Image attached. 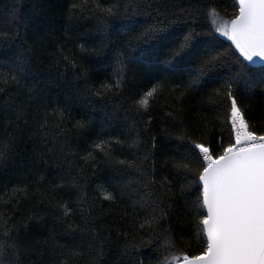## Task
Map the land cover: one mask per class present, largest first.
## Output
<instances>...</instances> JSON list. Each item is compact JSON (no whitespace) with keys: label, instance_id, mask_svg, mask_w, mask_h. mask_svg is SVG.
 <instances>
[{"label":"snow or ice","instance_id":"snow-or-ice-1","mask_svg":"<svg viewBox=\"0 0 264 264\" xmlns=\"http://www.w3.org/2000/svg\"><path fill=\"white\" fill-rule=\"evenodd\" d=\"M218 7L215 0H69L67 21L94 20L97 31L125 21L120 27L127 33L111 77L98 82L76 55L60 49L73 78L86 96L119 97L124 111L148 113L149 120L137 127L133 117L135 135L125 139L92 133L86 118L72 121L66 107L31 89L27 103L5 112L12 130L0 139V164L26 138L62 175L46 188L21 181L0 191V264H113V256L144 264L137 255L143 249L156 254L148 264H264V98L254 103V82L247 79L249 65L264 59V0H234L229 19ZM140 14L152 20L133 19ZM17 15L13 6L11 32L0 31L5 45L19 37ZM217 34L231 43L225 46ZM107 46L91 52L106 54ZM79 51L89 50L81 43ZM137 64L159 77L143 93L131 91L128 66ZM5 66L0 93L11 95L24 87L26 73L22 63ZM153 107L159 131L152 128ZM90 136V150L78 151L76 142ZM125 145L131 158L116 154ZM101 162L111 175L90 196L85 169ZM47 219L54 223L46 227Z\"/></svg>","mask_w":264,"mask_h":264},{"label":"trees","instance_id":"trees-1","mask_svg":"<svg viewBox=\"0 0 264 264\" xmlns=\"http://www.w3.org/2000/svg\"><path fill=\"white\" fill-rule=\"evenodd\" d=\"M105 2V0H101ZM124 2V0H121ZM185 4L204 3L206 0H181ZM234 0H215V3L223 7H218L220 15L225 19L232 16L233 9L231 3ZM69 0H0V31L11 32L12 21L9 18V12L15 6L17 19L15 21L19 28V37L12 44L5 45L0 41V71H7V66L17 64L24 65L26 79L24 87L17 91L15 88L8 92L0 93V139H3L8 132H11L12 125L8 123V116L11 115L15 105L23 100L28 102L29 89L32 95L45 94L51 104H59L66 107L71 113L72 121L80 118H86L91 125L92 133H102L104 136H119L122 139L129 135H135L131 130L133 117L137 120V127H143L144 123L149 120L148 113H135L134 111H124L119 97H113L111 100L105 98L88 97L81 88V81L75 80L72 75L70 65L60 57V49H63L65 55H76L81 64L89 73V79L99 81L109 79L115 67L116 49L122 47L126 39V31L120 26L125 21H115L110 23L106 31L96 30V21L88 20L81 22L67 21L64 15V9ZM155 14H153L154 16ZM140 21H151L152 17L143 14L133 17ZM163 19V17H160ZM186 27V25H185ZM26 38V40H25ZM225 46L231 42L225 37L219 36ZM107 42L104 52L106 54H92L91 49L98 47L102 42ZM83 43L89 51L81 53L79 45ZM135 55V52L132 53ZM67 69V70H66ZM227 72V69L222 70ZM128 76L133 82V93H143L147 91L156 79L157 74L144 65H129ZM264 77V65L250 64L247 79L253 83V101L258 106L261 99L264 98V85L260 83ZM186 78V77H185ZM174 82L180 81L173 77ZM209 85L195 96L198 103L201 96L207 95L211 91ZM126 92L129 89L125 90ZM209 115L212 114V105H203ZM8 113V116L5 115ZM159 108L153 107L151 111L152 128L159 131ZM259 126V124H258ZM71 127V123H69ZM221 129L216 127L214 134H219ZM90 136L88 140L77 141L78 151L83 152L85 149L90 150V141L94 139ZM227 137H225L226 139ZM133 151L124 146L123 149L117 150V155L123 152L125 155ZM129 158L130 155H129ZM46 159V158H45ZM45 159H39L33 150V143L25 140H16L13 144L9 157L5 163L0 164V191L7 185H12L25 181L32 187L36 186L39 181L41 188H46L49 183H59L58 177L62 175L60 169L51 162L45 163ZM74 159H79L75 157ZM87 176L88 191L90 196L97 195L95 188L99 183H104L106 178L111 175V168L101 162L96 169H85ZM43 177V181L40 178ZM74 191L65 189V192ZM75 202V197L72 198ZM75 206V203H73ZM44 212H55L56 209H49L45 205H40ZM179 210V209H177ZM54 223L47 219L46 227ZM190 235L188 227L182 229ZM191 247L196 250L200 243L193 239ZM137 255L148 264L149 259H154L156 254L149 249H143ZM113 264H127L126 261L111 257Z\"/></svg>","mask_w":264,"mask_h":264},{"label":"water","instance_id":"water-1","mask_svg":"<svg viewBox=\"0 0 264 264\" xmlns=\"http://www.w3.org/2000/svg\"><path fill=\"white\" fill-rule=\"evenodd\" d=\"M255 60H256V63L257 64L264 65V59H262V58H255Z\"/></svg>","mask_w":264,"mask_h":264}]
</instances>
